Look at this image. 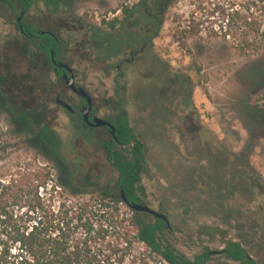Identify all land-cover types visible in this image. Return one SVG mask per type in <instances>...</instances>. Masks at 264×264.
<instances>
[{"label": "rangeland", "instance_id": "obj_1", "mask_svg": "<svg viewBox=\"0 0 264 264\" xmlns=\"http://www.w3.org/2000/svg\"><path fill=\"white\" fill-rule=\"evenodd\" d=\"M33 1L27 18L63 40V58L79 85L111 91L118 80L126 86L120 97L129 125L146 145L142 203L168 218L164 238L189 258L237 241L264 264V123L251 114L253 106L264 108V72L212 33L210 10L176 0L143 54L119 64L131 40L139 39V26L148 36L154 33L155 10L147 2L144 12L142 0ZM125 8L133 13L125 15ZM12 21L0 5V92L8 101L0 105V178L27 165H46L52 185L63 180L88 193L117 195L115 171L53 104V76ZM52 87L77 104L62 82ZM13 119L25 120L21 127L33 130L52 152L51 164L25 135L13 132ZM208 264L235 263L213 255Z\"/></svg>", "mask_w": 264, "mask_h": 264}, {"label": "trees", "instance_id": "obj_2", "mask_svg": "<svg viewBox=\"0 0 264 264\" xmlns=\"http://www.w3.org/2000/svg\"><path fill=\"white\" fill-rule=\"evenodd\" d=\"M20 1L27 5V0ZM175 1H141L144 9L148 4L155 10L151 37L157 35L161 17ZM194 2L196 11L210 10L215 28L212 33L264 72V0ZM133 10L125 8L123 12L128 16ZM107 25L113 29L115 21ZM42 40L45 52L52 47L59 53L58 43H51L47 36ZM5 104L8 101L3 95L0 105ZM251 114L264 123V108L253 106ZM24 121L13 119V132L25 135L26 141L51 164L52 152L34 137L33 130L21 127ZM115 136L121 146L129 145L121 153L111 149L109 143L105 151L117 173L115 196L105 197L98 191L88 193L63 180L52 185L51 169L46 165H27L16 169L7 179L0 178V264H208L213 255L235 264H257L237 241H226L221 254L205 248L189 258L164 238L167 227L163 220H148L147 214L129 209L121 200L120 191L127 202H142L144 189L139 181L145 146L137 140L124 116ZM121 206L129 211H123Z\"/></svg>", "mask_w": 264, "mask_h": 264}, {"label": "flooded vegetation", "instance_id": "obj_3", "mask_svg": "<svg viewBox=\"0 0 264 264\" xmlns=\"http://www.w3.org/2000/svg\"><path fill=\"white\" fill-rule=\"evenodd\" d=\"M26 3L27 5H25V3L20 0H0V5H3L9 15H11V17L13 18V21L11 23L17 30L19 36L27 39V41L31 43V45L34 47V51L37 52L38 55L42 56L44 66L49 69V72L53 76V81H51L50 83L52 88L51 92L53 104L56 107L63 109L71 117V119L69 120V124L73 128H79L82 141L85 144H96L102 150L107 162L109 163L105 153L107 149V144L110 143L111 149L117 150L121 153H124V149L129 147V145L121 146L115 136L116 127L120 125L122 116L125 117L126 121L128 122V126L130 127L127 107L125 106L124 99L120 97V94H125L126 86L120 83L118 80L113 81L114 85L111 91L108 89H104L103 91H101L100 85L98 84L94 86L90 85V89L79 85L76 79L75 71L68 65V63L63 58V51L65 45L63 43V40H61L55 33H53L49 29H40L39 24L35 21V19H28L27 15L34 4V1L27 0ZM144 12H146V9H144ZM127 18L129 19L130 16ZM113 21L116 22V20ZM138 29L140 33L139 39H137L136 41L133 39L131 40L132 47L127 51L128 57L122 58L119 64L132 63L136 58L140 57L143 54L144 50L148 48L149 43L152 39L151 36L147 35V31L144 30L142 26H139ZM43 36H47L51 40V43L55 42L59 44V53L55 52L52 47H49L48 52H45V50L42 48V46L44 45V41L42 40ZM59 63L65 64L71 69L75 87H81L91 100L90 108L87 112V120L89 122H92L94 118H99L108 122L113 127L114 135L111 134L110 128L105 125L91 127L86 124L81 115V109L86 105L85 100L83 97L73 93L66 86L64 75L68 76V74L64 68L58 66ZM114 69L116 71L120 70V65H115ZM56 81L62 82L67 88V90L78 99L77 104L73 105L68 98H62L53 90L52 86L53 83H56ZM109 92H111V95H108ZM113 98L116 99V102L113 101ZM57 99L63 100L64 102L68 103L71 107V110H66L62 106L58 105L56 103ZM132 131L137 137V140L143 143L138 134L133 129ZM143 144L145 146L146 154V145L145 143ZM116 179L117 173L115 176V180Z\"/></svg>", "mask_w": 264, "mask_h": 264}, {"label": "water", "instance_id": "obj_4", "mask_svg": "<svg viewBox=\"0 0 264 264\" xmlns=\"http://www.w3.org/2000/svg\"><path fill=\"white\" fill-rule=\"evenodd\" d=\"M58 66L64 68L68 74V76L64 75L66 86L73 93H75L78 96L83 97L85 100L86 105L81 109V115H82L84 121L86 122V124H88L91 127H98L100 125H105V126L110 128L111 134L114 135L113 127L108 122H106L102 119H99V118H94L92 122H89L87 120V112H88V110L90 108V104H91V100H90L89 96L85 93V91L81 87H75L74 80L72 77V71L68 66H66L65 64H62V63H59ZM56 103L58 105L62 106L66 110H71L70 105L68 103L64 102L63 100L57 99ZM120 198L124 203H126L127 207L129 209H131L132 211H134L136 213L149 214L155 218L161 219L166 223L167 228L170 227L168 219L163 213L157 212V211L153 210L152 208H150L148 205H145L143 203H129V202H127V199L123 194V191H121V193H120ZM214 253L221 254L222 250L214 251Z\"/></svg>", "mask_w": 264, "mask_h": 264}]
</instances>
